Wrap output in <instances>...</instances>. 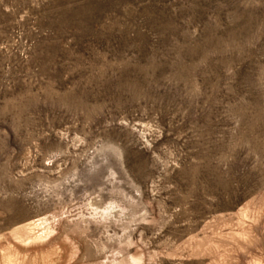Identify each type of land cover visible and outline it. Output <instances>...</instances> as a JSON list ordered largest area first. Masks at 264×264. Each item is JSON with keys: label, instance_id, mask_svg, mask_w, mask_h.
<instances>
[{"label": "rangeland", "instance_id": "1", "mask_svg": "<svg viewBox=\"0 0 264 264\" xmlns=\"http://www.w3.org/2000/svg\"><path fill=\"white\" fill-rule=\"evenodd\" d=\"M0 264H264V0H0Z\"/></svg>", "mask_w": 264, "mask_h": 264}]
</instances>
